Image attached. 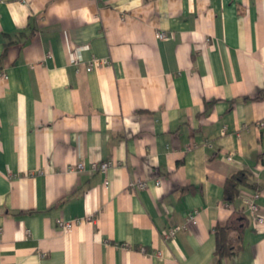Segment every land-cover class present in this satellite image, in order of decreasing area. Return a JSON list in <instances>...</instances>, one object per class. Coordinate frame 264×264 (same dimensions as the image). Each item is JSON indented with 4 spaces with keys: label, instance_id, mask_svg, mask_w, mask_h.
I'll return each mask as SVG.
<instances>
[{
    "label": "crops",
    "instance_id": "0c3cea01",
    "mask_svg": "<svg viewBox=\"0 0 264 264\" xmlns=\"http://www.w3.org/2000/svg\"><path fill=\"white\" fill-rule=\"evenodd\" d=\"M262 90L264 0H0V264H264Z\"/></svg>",
    "mask_w": 264,
    "mask_h": 264
},
{
    "label": "built area",
    "instance_id": "2783aa9c",
    "mask_svg": "<svg viewBox=\"0 0 264 264\" xmlns=\"http://www.w3.org/2000/svg\"><path fill=\"white\" fill-rule=\"evenodd\" d=\"M172 36L173 35H170V34L168 35L165 33H159L157 35V38L161 39V40H169L172 38ZM70 64L74 67H77V68L82 64V57L80 54V50L78 48L74 49V53L71 57ZM109 65H110V61L108 59L93 58L88 63V65L86 67V71L91 72L93 70L100 69L102 67L109 66ZM5 78H6V76H5ZM232 158H233V156H230L229 160H231ZM111 165L112 164L109 161H102L99 164L94 163L93 168L95 170H99L101 173L106 175L108 170L110 169ZM74 167L78 172H80L84 169V164L82 162H80L77 165H75ZM108 183H109L108 180H106L105 184L107 185ZM132 185H133V188L134 187H137L140 189L147 188V184L145 182H142V181H138L136 183H133ZM259 198H260L259 192L252 193L251 196H249L247 199H245V205H246V208L249 211L250 215L252 216L253 220L256 222V224L262 225V224H264V216L260 213V208H259V205L257 203ZM195 215H196V213L190 215L187 223H189V224L193 223L194 224L196 222ZM91 219L92 218L89 217V220H91ZM73 224H74V221H65V220H61V219L57 220L58 227L61 228L66 233L71 232V230L73 228ZM186 227H187V224L181 225V226H174V227L169 228L164 233V239L170 240V239L174 238L180 230H182Z\"/></svg>",
    "mask_w": 264,
    "mask_h": 264
},
{
    "label": "trees",
    "instance_id": "16d2710c",
    "mask_svg": "<svg viewBox=\"0 0 264 264\" xmlns=\"http://www.w3.org/2000/svg\"><path fill=\"white\" fill-rule=\"evenodd\" d=\"M8 47V46H7ZM6 53L1 57L4 58ZM243 101L249 100H264V90L260 91L257 95L253 97L244 96ZM236 100H233L235 103ZM215 101L206 103V109L208 110ZM232 103V104H233ZM251 173L247 171H240L231 176H229L224 184L223 188V200L228 203H234L237 198L241 195L243 188H249L252 190H257L256 184L252 183ZM232 225H217L215 228L216 237V249L215 257L217 264H221L223 258L230 256L236 249V246L232 243V233L234 232Z\"/></svg>",
    "mask_w": 264,
    "mask_h": 264
}]
</instances>
